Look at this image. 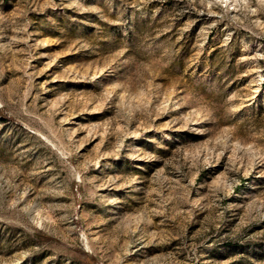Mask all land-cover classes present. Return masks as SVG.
I'll return each mask as SVG.
<instances>
[{"label":"rangeland","instance_id":"374dc122","mask_svg":"<svg viewBox=\"0 0 264 264\" xmlns=\"http://www.w3.org/2000/svg\"><path fill=\"white\" fill-rule=\"evenodd\" d=\"M0 264H264V0H0Z\"/></svg>","mask_w":264,"mask_h":264}]
</instances>
